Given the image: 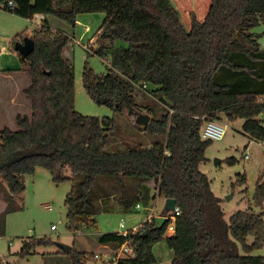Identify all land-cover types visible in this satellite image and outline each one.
Instances as JSON below:
<instances>
[{"label":"trees","instance_id":"16d2710c","mask_svg":"<svg viewBox=\"0 0 264 264\" xmlns=\"http://www.w3.org/2000/svg\"><path fill=\"white\" fill-rule=\"evenodd\" d=\"M0 7L23 18L43 15L31 36L34 51L22 60L30 76L24 93L31 111L16 114L18 129L0 130V195L7 204L0 232L26 188L25 176L43 167L56 185H72L65 200L72 232L97 223L100 213H133L138 204L151 208L158 198L176 199L180 215L173 234L166 235L169 222L154 230L153 215L134 233L100 235L101 244L135 246L136 255L118 264L156 262L154 246L163 239L173 251L172 264H264V255L255 254L264 248V176L253 196L259 211L251 204L227 221L222 199L200 169L213 142L201 135L208 120L244 119V132L264 140V48L253 31L264 23V0H211L203 20L190 14L189 29L171 0H0ZM97 12L105 19L95 53H111L114 68L100 75L87 65L84 88L95 103L116 113L135 120L151 114L146 126L138 124L158 136L151 145L107 151L115 119L76 110L75 69L64 55L71 38L52 30L48 16L75 25L80 14ZM25 37H15V50ZM148 87L164 106L160 113L139 102V90ZM245 181L239 174L233 186ZM160 214H166L164 208ZM54 244L35 238L24 243L20 255ZM67 254L71 264L90 261L75 247Z\"/></svg>","mask_w":264,"mask_h":264},{"label":"rangeland","instance_id":"374dc122","mask_svg":"<svg viewBox=\"0 0 264 264\" xmlns=\"http://www.w3.org/2000/svg\"><path fill=\"white\" fill-rule=\"evenodd\" d=\"M173 1L179 5L176 8L188 29L190 20L183 14L184 9L194 5L199 13H204L208 11L211 2V0ZM77 19L73 25L54 15L48 16L52 30L63 31L71 38V42L64 49V55L73 62L75 69L76 110L83 115L115 119V126L110 131V140L106 146L107 151L151 145L158 136L141 131L135 119L124 113H116L107 105L95 103L87 94L83 85L85 67L88 65L96 74H105L109 68H114V57L111 53L108 56L95 53L100 46L98 32L105 14L82 13ZM40 23L39 15L32 19L23 18L0 8V72L11 70V73H14L8 79L0 76V130L5 126L18 129L16 113L29 114L31 111L30 100L24 93V89L30 83V76L25 71L27 64L22 62L20 54L13 47L14 39L19 33L31 37ZM86 27H89V30H86ZM253 31L259 35L258 41L264 48V23L256 26ZM92 39L95 41L94 45ZM146 90H139V102L143 106L155 107L160 113L164 109L163 104L154 98L149 87ZM149 115L151 119V114ZM218 121L225 127L226 133L223 139L213 140L206 150L208 160L200 164V169L211 179L212 190L222 199L221 206L225 212V219L229 221L232 214L247 209L251 204L259 211L253 205V196L259 176H264V140H255L244 132V119L231 122L223 118ZM229 159H236L237 162L230 164ZM67 174L69 175L70 171H67ZM239 174H245L246 181L233 186ZM24 180L26 188L16 196V208L6 214L5 231L0 232V258L3 264H71L67 252H63L57 246L59 242L84 252L87 255L86 259L90 260L88 264H112V257L119 248L114 244L103 246L99 242L100 235L131 230L143 224L151 214L154 216L160 214L164 205L163 199H160L157 207H154L157 204L154 203L153 208L141 209L138 212L123 213L116 210L100 213L95 217L97 223L91 222L72 232L68 229V207L65 205L66 196L72 188L71 183L66 181L56 185L50 172L43 167H38L34 174L26 175ZM6 206L4 196L1 194L0 213ZM123 221L124 229L120 227ZM53 225L57 228L52 229ZM42 237L53 240L55 244L41 247L35 254L20 255L26 241ZM154 254L157 261L150 264H172L173 251L164 239L155 244ZM255 254L264 255V248L257 250Z\"/></svg>","mask_w":264,"mask_h":264},{"label":"built area","instance_id":"2783aa9c","mask_svg":"<svg viewBox=\"0 0 264 264\" xmlns=\"http://www.w3.org/2000/svg\"><path fill=\"white\" fill-rule=\"evenodd\" d=\"M9 7L11 9L14 8L13 2L9 3ZM86 30H89V27H86ZM91 42H92V45L95 44V41L93 39L91 40ZM225 133H226L225 127L218 120H208L204 124V126L201 130L202 138L205 140H221V139H223ZM246 158H248V155H246ZM137 207L139 208L140 205L138 204ZM179 215H180V208L178 206L175 207L174 211L166 213L165 215H163L167 218L166 222H169L167 230H166V235H170V234L175 233L176 218ZM152 217H153V215L151 214L149 217L146 218L145 221H148V220L150 221L152 219ZM143 224L136 226L131 230H124V231L119 232V233L123 234V235H127L129 232L134 233V232L138 231L143 226ZM120 227L123 229L125 228L124 221L120 223ZM56 228L57 227L55 225L52 226V229H56ZM118 248H119L118 252L112 257V260H111L112 264H118L120 260H122L124 258H132L136 255L135 246L129 241L118 246Z\"/></svg>","mask_w":264,"mask_h":264},{"label":"water","instance_id":"95a60500","mask_svg":"<svg viewBox=\"0 0 264 264\" xmlns=\"http://www.w3.org/2000/svg\"><path fill=\"white\" fill-rule=\"evenodd\" d=\"M15 48L18 51V53L21 56L22 60H25L33 51L35 48V42L33 38L31 37H25L22 41H18L15 44ZM262 118L264 120V112L262 114ZM150 121V115L147 113H141L136 118V122L140 125L146 126ZM218 159H216V162ZM218 163V162H217ZM177 205L176 199L174 198H167L165 200V207L164 210L166 213L172 212L175 210V207ZM167 218L163 215H159L155 217V225L153 227L154 230L161 229L164 224L166 223ZM146 233V231H145ZM57 246L62 249L65 252H69L72 249L71 245L65 244V243H57Z\"/></svg>","mask_w":264,"mask_h":264},{"label":"crops","instance_id":"0c3cea01","mask_svg":"<svg viewBox=\"0 0 264 264\" xmlns=\"http://www.w3.org/2000/svg\"><path fill=\"white\" fill-rule=\"evenodd\" d=\"M172 2H173V4L174 5H176V7H179V5L177 4V3H174V1L173 0H171ZM175 2H181V0H176ZM207 12L208 11H205L204 13H199L198 12V10H197V8L194 6V5H192V6H190V7H186L185 9H184V13L183 14H185V17H188L189 19H190V14H192V13H194V14H196V16L198 17V19H200V20H203L205 17H206V15H207ZM39 15V14H38ZM40 17H41V20H42V18H43V15H39ZM15 72V71H14ZM13 74L14 73H11V70H4V71H2V72H0V76H2L4 79H8V78H10L11 76H13ZM16 74V73H15ZM28 86V85H27ZM13 99H14V97H13ZM15 102H16V100H14ZM17 114V113H16ZM16 116V115H15ZM160 199H162V198H158L157 200H156V202L155 203H157V204H155V206L154 207H157V205L160 203ZM163 208L165 207V200L163 199ZM137 208V210L139 211V210H141V209H149V208H145L144 206H142V205H140V207L138 208V207H136ZM151 208H153V207H151ZM138 211H136V212H138ZM159 215H162V214H158L157 216H159ZM149 217V216H148ZM103 246H107V245H109V244H102ZM105 248V247H104ZM62 250V249H61Z\"/></svg>","mask_w":264,"mask_h":264}]
</instances>
